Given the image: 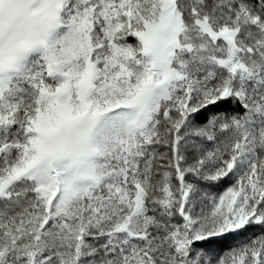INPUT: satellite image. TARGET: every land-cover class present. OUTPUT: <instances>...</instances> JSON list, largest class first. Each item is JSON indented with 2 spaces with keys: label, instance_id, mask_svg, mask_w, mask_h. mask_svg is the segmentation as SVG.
<instances>
[{
  "label": "snow or ice",
  "instance_id": "1",
  "mask_svg": "<svg viewBox=\"0 0 264 264\" xmlns=\"http://www.w3.org/2000/svg\"><path fill=\"white\" fill-rule=\"evenodd\" d=\"M0 264H264V0H0Z\"/></svg>",
  "mask_w": 264,
  "mask_h": 264
}]
</instances>
